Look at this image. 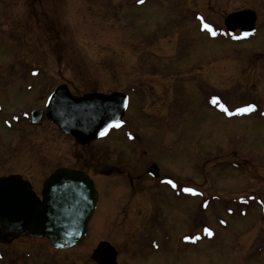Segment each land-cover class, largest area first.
Returning a JSON list of instances; mask_svg holds the SVG:
<instances>
[{
    "label": "rangeland",
    "instance_id": "obj_1",
    "mask_svg": "<svg viewBox=\"0 0 264 264\" xmlns=\"http://www.w3.org/2000/svg\"><path fill=\"white\" fill-rule=\"evenodd\" d=\"M241 9L256 11L257 31L229 36L224 20ZM64 82L129 93L122 129L80 145L46 117L32 124ZM0 110V176L20 173L40 194L53 169L80 167L100 194L78 246L0 241V264H97L101 241L120 264H264V0H0Z\"/></svg>",
    "mask_w": 264,
    "mask_h": 264
},
{
    "label": "water",
    "instance_id": "obj_2",
    "mask_svg": "<svg viewBox=\"0 0 264 264\" xmlns=\"http://www.w3.org/2000/svg\"><path fill=\"white\" fill-rule=\"evenodd\" d=\"M256 13L242 9L228 14L225 24L233 33L256 30ZM127 106L126 95L89 93L73 97L65 85L59 86L51 96L48 117L81 144L98 138L113 120H120ZM44 110L33 111V122L42 119ZM150 173H159L156 164ZM98 203V192L93 180L81 170L61 167L45 181L42 198L30 181L20 174L0 177V232L34 237H48L55 248L76 246L86 235L88 223ZM116 250L103 241L92 257L99 264H117Z\"/></svg>",
    "mask_w": 264,
    "mask_h": 264
},
{
    "label": "snow or ice",
    "instance_id": "obj_3",
    "mask_svg": "<svg viewBox=\"0 0 264 264\" xmlns=\"http://www.w3.org/2000/svg\"><path fill=\"white\" fill-rule=\"evenodd\" d=\"M139 2L142 3L143 0H139ZM201 20L203 21V17H201ZM203 27H204V29L210 31L212 33V35H216V32L213 30V28H212V26L210 24L204 23L203 24ZM245 35H247V33ZM218 99L219 98H217V97H213L212 103L213 104H217L218 103ZM220 106H221V108L224 111H228V109L225 108L224 105H220ZM255 107L256 106L254 104L253 105H247V106H245L243 108H238L236 111H237V113H247V112L253 111L255 109ZM229 114H231V113H229ZM122 123H123V121L113 120L107 127H119ZM106 131H107V128H105L103 131H101V135H104ZM167 183L172 184L173 187H176V184L172 180H168ZM184 191L185 192H188V193L196 194V190L193 189V188H185ZM204 231L208 235H212V232H211L210 229L205 228ZM184 239L185 240H192V241H194V240L198 239V237H196V236H186Z\"/></svg>",
    "mask_w": 264,
    "mask_h": 264
},
{
    "label": "flooded vegetation",
    "instance_id": "obj_4",
    "mask_svg": "<svg viewBox=\"0 0 264 264\" xmlns=\"http://www.w3.org/2000/svg\"><path fill=\"white\" fill-rule=\"evenodd\" d=\"M74 92V91H73ZM75 93V92H74ZM76 94H78L77 92H76ZM82 94V93H81ZM93 143V142H92ZM88 145V144H87ZM96 150V152L98 151V149H95ZM77 168H80V167H77ZM102 168H103V170L105 171L104 172V174L103 175H110V173L114 170V166L113 165H103L102 166ZM80 169H82V168H80ZM83 170H85L86 171V169H83ZM87 172V171H86ZM92 176V175H91ZM133 177L134 176H136V175H132ZM93 177V176H92ZM129 177V176H128ZM130 177H131V175H130ZM95 180V179H94ZM96 181V180H95ZM133 181V180H132ZM131 183V182H130ZM132 184H133V187H134V182H132ZM131 184V185H132ZM5 239H12V238H14V236H5L4 237Z\"/></svg>",
    "mask_w": 264,
    "mask_h": 264
},
{
    "label": "bare ground",
    "instance_id": "obj_5",
    "mask_svg": "<svg viewBox=\"0 0 264 264\" xmlns=\"http://www.w3.org/2000/svg\"><path fill=\"white\" fill-rule=\"evenodd\" d=\"M130 105H131V103H130ZM130 105H129V108H130ZM129 108H128V110H129ZM111 133H112V130L109 132V134L107 135V137H108Z\"/></svg>",
    "mask_w": 264,
    "mask_h": 264
}]
</instances>
